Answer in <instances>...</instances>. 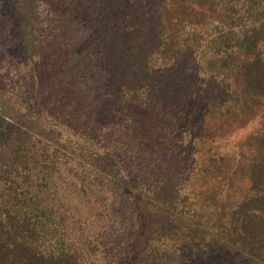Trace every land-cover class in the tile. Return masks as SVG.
Returning a JSON list of instances; mask_svg holds the SVG:
<instances>
[{
	"label": "trees",
	"instance_id": "16d2710c",
	"mask_svg": "<svg viewBox=\"0 0 264 264\" xmlns=\"http://www.w3.org/2000/svg\"><path fill=\"white\" fill-rule=\"evenodd\" d=\"M263 105L264 0H0V264H264Z\"/></svg>",
	"mask_w": 264,
	"mask_h": 264
},
{
	"label": "rangeland",
	"instance_id": "374dc122",
	"mask_svg": "<svg viewBox=\"0 0 264 264\" xmlns=\"http://www.w3.org/2000/svg\"><path fill=\"white\" fill-rule=\"evenodd\" d=\"M3 39H6L5 41H8L10 43H13V41L15 40L11 33H5ZM262 108H264V105L262 106ZM257 118H259V115L257 116ZM206 126L207 127L205 131H209V127L212 128V123L209 122ZM59 129H62V137L72 136V133H67L64 128L60 127ZM252 129L253 128L248 124V126L246 125L244 129H242V131L238 133L242 135L249 134L252 133ZM221 132L224 131L222 130ZM64 167L65 163L62 168L65 172L66 169ZM68 178H70V180H66L65 183H61V185L57 183L55 186L56 189L44 188L43 190L39 191L40 195L43 196V198H46L48 195L49 197H52L51 193L54 192V190L56 191L57 199H55L54 201L57 206H55L57 212L58 214H60L59 218L61 221V227H59V230L61 234L68 237V239H77L75 238V236L77 237L79 233L82 232V234H86V238L88 241L99 242L101 244V249H106V251L108 252H114V250H111V247L114 244L116 245L120 241V238L123 237V232L121 230L123 229L122 222H118L119 217H117L116 219L108 217V207L106 212L108 213V215L104 214L105 212L102 206L98 205L99 201L101 202V200L98 198L96 202L93 203L92 199H90L88 196H83L85 195V193L82 194L86 187L83 186L70 174L68 175ZM59 180L61 179H57V181ZM79 187L81 189H79ZM38 188L42 187L38 186L37 189ZM77 189H79L78 193ZM49 199H46L48 200V203ZM107 201L108 205L110 206L111 202L114 203L116 199L115 197H110L109 195L108 197L105 196L106 205ZM49 205L51 206V204ZM99 209L101 210L102 214L99 213L97 215V211ZM109 259H112V256Z\"/></svg>",
	"mask_w": 264,
	"mask_h": 264
}]
</instances>
